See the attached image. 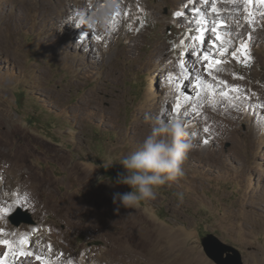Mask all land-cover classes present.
I'll list each match as a JSON object with an SVG mask.
<instances>
[{
    "label": "rangeland",
    "instance_id": "rangeland-1",
    "mask_svg": "<svg viewBox=\"0 0 264 264\" xmlns=\"http://www.w3.org/2000/svg\"><path fill=\"white\" fill-rule=\"evenodd\" d=\"M194 1L115 0L104 30L80 24L104 0H0V136L9 132L12 144L31 149L28 166L52 180L56 199L82 201L98 191L107 198L131 191L115 183L124 172L119 159L137 149L153 118L175 119L196 145L184 162L185 175L128 211L140 216L143 227L163 229L179 244L161 264H214L201 245L208 234L238 249L243 264H264V109L256 105L264 96V0H204L209 17L196 11ZM216 21L225 23L219 29L228 50L223 57L212 46ZM200 28L203 46L192 39ZM241 43L247 44L248 63L231 55ZM204 52L222 61L211 74ZM181 61L185 81L170 72L171 63ZM247 71L258 75L255 82H234ZM197 76L211 89L195 88ZM71 167L87 176L83 184L72 181ZM6 173L0 165V196L8 197L0 207L14 210L3 217L12 231L31 232L36 246L28 251L41 257L36 262L71 264L43 247L45 230L55 224L78 264H93L108 248L104 237L69 228L47 208L24 201L15 207L9 196L18 187L2 191ZM18 208L32 224L11 223ZM142 259L130 253L120 263L156 264Z\"/></svg>",
    "mask_w": 264,
    "mask_h": 264
},
{
    "label": "bare ground",
    "instance_id": "bare-ground-1",
    "mask_svg": "<svg viewBox=\"0 0 264 264\" xmlns=\"http://www.w3.org/2000/svg\"><path fill=\"white\" fill-rule=\"evenodd\" d=\"M34 1L36 3L42 4V0ZM188 2L193 3L196 1L177 0L176 5L183 6ZM208 6L209 5L207 2H205L204 0H199L197 2V6L195 7L199 8L200 10L202 9V16L204 14H208L209 17L212 14L207 12ZM229 12L234 13L236 12V9L232 8L229 10ZM261 40L262 39L259 38L257 42H261ZM245 41H249L248 36H246ZM171 64L172 66L170 67V72L178 76L176 78H182L185 81V78L182 77L184 72L182 71L180 64L176 62H173ZM195 68H197V66ZM192 69L193 68L189 67V70ZM256 76L258 75L252 74L250 71L238 73L234 82H255L257 80ZM260 80L261 82H264V77H261ZM263 92L264 89L262 88V93ZM258 100L259 101L258 103H256V105L264 109V96H262ZM251 106L254 105L252 104ZM8 133L4 131L3 135L0 136V165H2L3 168H6V175L8 174V178L10 177V179L7 181L8 185L6 184L7 187H4L5 189L2 191H8L13 186H17L18 192H16V194L14 195L9 196L10 202L12 204L15 203V201L17 200H20L34 206H39L41 209L44 210L45 208H47L50 210V212H53L55 214V217L57 215L61 221L65 222L69 228L82 227L83 230L90 236L104 237L108 244V248L105 251L102 250V252L99 253L98 258L92 260L93 264H121L120 259L123 257L127 258L128 254L130 253H133V256H136L138 258L142 259L146 257L156 264H161L162 262L169 260V254L172 252L173 249L179 247V244H176L177 242H175L173 237L169 238V235L165 232V230L150 225L147 227H143L145 223L141 220L140 216L137 213L131 214L128 209L123 205H120L119 202L114 203L113 197L107 198L106 195L101 191H98V193L93 195L90 193L87 194L86 198L82 201L77 200L75 197H72L70 195L61 199H56L52 191V180L48 179L46 175L39 176L35 173L36 169L34 170L32 167L28 166V157H30L29 155L33 153L31 149L25 144H12V142H10L11 137ZM70 171L71 173H69V176L74 177L72 181L81 184L86 181L87 176L83 173H76L74 167H71ZM0 197V202L8 198L3 196ZM80 218L85 219L84 223L81 224L78 222ZM5 220L6 217H0V229L3 230V232L0 233V238L5 237L6 239L12 241L14 245V250L9 253L7 264H15L17 261H20V263L22 264H31L33 263V261L35 262L34 264H42L41 262H36V257H34L33 254L28 251V249L33 247L34 245L33 241L29 240L31 232L27 231V229L25 228H21L18 231L14 232L9 228ZM49 225H47V227ZM52 226L53 225H51L50 227ZM56 226L57 225L55 224V227ZM50 227L45 230L46 232L50 229V231H48V233L46 234L47 240L45 241L46 243H44L45 245L43 244V247L52 252L53 255H57L60 258L63 257L67 261H71V264H78L76 261L77 257L73 252H71L70 248L68 247L69 244H67L63 233L59 231L60 228H57V230L55 229V227ZM20 235L21 237L20 239H18L17 237ZM24 239H26V242L21 243V240ZM162 239L165 240L164 243ZM5 251H8V249L5 246L0 245V257L3 256ZM17 252L18 254H16ZM21 252L24 253L23 256L19 255V253ZM147 262H149V260Z\"/></svg>",
    "mask_w": 264,
    "mask_h": 264
},
{
    "label": "clouds",
    "instance_id": "clouds-1",
    "mask_svg": "<svg viewBox=\"0 0 264 264\" xmlns=\"http://www.w3.org/2000/svg\"><path fill=\"white\" fill-rule=\"evenodd\" d=\"M116 7L115 0H104L90 14L81 16L80 24L89 29L107 30ZM195 148L182 123L153 118L151 130L137 149L118 161L124 172L117 174L115 183L127 185L131 191L115 193L113 202L132 208L142 201L155 199L160 186L185 175L184 162Z\"/></svg>",
    "mask_w": 264,
    "mask_h": 264
},
{
    "label": "snow or ice",
    "instance_id": "snow-or-ice-1",
    "mask_svg": "<svg viewBox=\"0 0 264 264\" xmlns=\"http://www.w3.org/2000/svg\"><path fill=\"white\" fill-rule=\"evenodd\" d=\"M196 11L199 12L200 9H196ZM211 11L212 12H217L218 11L217 8L215 7V4H213V7H212ZM175 15L179 17V16H182L183 13L177 12V13H175ZM224 26H225V23L223 21H216V22H214L213 27L210 29V31L216 37V40L213 41L212 46H213V48L217 49V51L219 52L221 57H223L228 51L227 48L222 46L224 41H223V38H222V36L220 34V31H219V29L221 27H224ZM204 31H205V29H203V28L198 29L197 30L198 35H196V36H194L192 38L194 41H198L200 46H203L205 44ZM218 42H219V45H218ZM231 55L234 58L237 57V56L243 57V61L242 62H244V63H248L250 61V57H249V54H248V51H247V44L246 43H241L238 48H236L234 51H232ZM202 59L205 60V61H208V64L206 65V69L209 70L210 74H211V69L216 68L217 66H219L222 63L221 60L213 59L210 56V54L207 53V52L203 53ZM180 67L182 69L185 67L183 61L180 62ZM184 78L187 79V76H185ZM221 83H223V82H221ZM194 87H196L197 89H201L202 87H207V88L211 89L212 86L211 85H205L204 82L202 81L201 77L197 76L196 77V84L194 85ZM230 90L238 92V89H235V88L230 89ZM197 95H200L199 91L197 92ZM220 95L222 97H227L228 96V92L227 91L222 92ZM176 107L179 108V104H177ZM204 131L208 132V128L207 127L204 128ZM204 143H207V140H205ZM23 206L24 205H23L22 201H20V200L15 201V207H23ZM13 210L14 209H13L12 205H9L7 207H0V217L7 216L8 213H10ZM2 231L3 230L0 229V232H2ZM25 242H26V239L21 240V243H25ZM0 245H3V246H5L8 249V251H5L3 256L0 257V264H7V259H8L9 253L14 250L13 242L8 240V239H3V240H0ZM49 248H50V246H49ZM19 255L23 256L24 253L21 252V253H19ZM36 259L40 260L41 257L37 256Z\"/></svg>",
    "mask_w": 264,
    "mask_h": 264
},
{
    "label": "water",
    "instance_id": "water-1",
    "mask_svg": "<svg viewBox=\"0 0 264 264\" xmlns=\"http://www.w3.org/2000/svg\"><path fill=\"white\" fill-rule=\"evenodd\" d=\"M11 223L18 227L21 224H32L31 215L18 208L10 216ZM201 245L207 258L214 264H243L240 251L231 245L223 243L213 234H208L201 239Z\"/></svg>",
    "mask_w": 264,
    "mask_h": 264
}]
</instances>
